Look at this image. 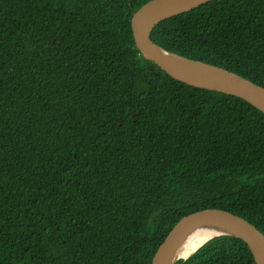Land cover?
Wrapping results in <instances>:
<instances>
[{
    "label": "trees",
    "instance_id": "obj_1",
    "mask_svg": "<svg viewBox=\"0 0 264 264\" xmlns=\"http://www.w3.org/2000/svg\"><path fill=\"white\" fill-rule=\"evenodd\" d=\"M151 0H0V264H152L185 216L264 234V114L136 46ZM162 48L264 87V0L167 19ZM175 264H256L232 236Z\"/></svg>",
    "mask_w": 264,
    "mask_h": 264
},
{
    "label": "water",
    "instance_id": "obj_2",
    "mask_svg": "<svg viewBox=\"0 0 264 264\" xmlns=\"http://www.w3.org/2000/svg\"><path fill=\"white\" fill-rule=\"evenodd\" d=\"M214 0H151L133 14L131 27L137 48L143 57L156 64L173 79L213 92L242 99L264 114V87L226 69L188 59L154 43L152 33L167 19L193 11ZM213 238L232 236L244 241L256 264H264V234L244 218L228 211L206 209L183 217L170 231L153 257L152 264H175L186 239L199 231Z\"/></svg>",
    "mask_w": 264,
    "mask_h": 264
},
{
    "label": "bare ground",
    "instance_id": "obj_3",
    "mask_svg": "<svg viewBox=\"0 0 264 264\" xmlns=\"http://www.w3.org/2000/svg\"><path fill=\"white\" fill-rule=\"evenodd\" d=\"M210 236L211 234L205 230L194 233L192 236L186 239L183 245L180 247L177 257H188L195 250H197L207 239H209Z\"/></svg>",
    "mask_w": 264,
    "mask_h": 264
}]
</instances>
